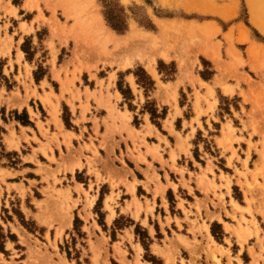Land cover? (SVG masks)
<instances>
[{
	"label": "rangeland",
	"instance_id": "374dc122",
	"mask_svg": "<svg viewBox=\"0 0 264 264\" xmlns=\"http://www.w3.org/2000/svg\"><path fill=\"white\" fill-rule=\"evenodd\" d=\"M252 1L264 10V0ZM108 14L126 28H115ZM214 40L219 47L224 44L222 53L218 49L220 85L217 107L215 102L210 106L216 116L210 131H217L221 119L227 121L222 144L232 146L231 160L237 155L233 144L243 138L237 131L251 129L249 144L264 147V32L251 20L249 0H0V264H121L131 255L123 238L117 240L131 218L123 213L107 221V213L114 215L120 206L122 183L128 180H100V173L99 180H59L54 169V180H48L47 168H52L42 155L52 149L46 116L57 123L60 114L72 127L75 115L54 89L80 91L83 82L91 84L114 69L111 78L123 93L122 104L133 114V126H141L122 135V142L130 152L131 139L135 149L150 147L146 138L157 139L153 130L161 141L173 121L186 125L178 114L182 109L190 113V95L186 86L178 92L177 85L214 75L213 62L197 47ZM68 100L75 109L74 100ZM197 109L198 115L204 111L200 105ZM118 146L108 164L140 174ZM152 146L158 150L161 143ZM206 146L211 148V142ZM73 147L69 141V150ZM48 157L56 158L54 153ZM168 194L175 211V195ZM135 233L147 249V230L137 223ZM212 233L221 240L218 224ZM145 255L155 258L148 250Z\"/></svg>",
	"mask_w": 264,
	"mask_h": 264
},
{
	"label": "crops",
	"instance_id": "0c3cea01",
	"mask_svg": "<svg viewBox=\"0 0 264 264\" xmlns=\"http://www.w3.org/2000/svg\"><path fill=\"white\" fill-rule=\"evenodd\" d=\"M221 43L220 47L218 40L211 44L197 43L199 53L212 61L217 70L211 77L200 75L193 82L185 80L177 85L178 92L187 87L191 110L188 115L183 109L178 114L184 116V127H178L175 121L174 130L172 126L167 127L164 136L168 142L159 141L153 130L157 139L152 142L161 143L158 150L148 137L150 147L143 144L140 150L135 149L132 139L128 141L133 152L123 144L121 136L135 133L141 126H133V114L122 104L123 93L111 78L114 69L91 84L83 82L79 86L77 82L80 91L77 88L73 93L62 92L61 87L54 89L75 115L72 127L66 125L60 114L57 123L52 116H46L50 120L48 140L52 147L48 149V156L54 153L56 157L51 160L42 153L47 158L43 162L52 168H47L51 175L48 180H54L53 169L59 180H99L98 173L103 176L100 180H128L122 183L121 203L115 214L107 213L108 222L123 213L131 218V223L118 231L117 240L123 238L131 254H126L121 264H219L214 254L220 264H264V147L262 143L258 148L249 144L251 129L237 131L236 136L243 138L240 145L233 144L237 155L230 160L232 146L222 144L226 143L223 124L227 121L221 119L217 131H210V124H214L216 118L210 106L215 102L220 85L218 49L222 53L224 44ZM182 51L183 46L179 48L183 55ZM209 51L214 58L207 53ZM170 54L172 59L176 58L174 51ZM171 82L175 85L177 79ZM68 98L74 100L75 109ZM198 105L204 109L200 115ZM215 106L217 102L214 110ZM146 122L145 118L142 124ZM199 134L204 136L197 143L195 139ZM252 135V142L257 141V133ZM118 139L123 153L136 164L140 174L136 170L125 172L124 165L116 163L115 168L108 164L113 150L119 148ZM69 141L74 145L71 150ZM209 141L211 148L206 146ZM189 143L193 146H188ZM77 173L85 177L79 178ZM140 186L142 190L139 191ZM168 190L175 195V211L170 208ZM137 223L151 237L147 249L135 233ZM213 224L219 225L221 240L213 235ZM147 250L156 259L147 257Z\"/></svg>",
	"mask_w": 264,
	"mask_h": 264
},
{
	"label": "bare ground",
	"instance_id": "6f19581e",
	"mask_svg": "<svg viewBox=\"0 0 264 264\" xmlns=\"http://www.w3.org/2000/svg\"><path fill=\"white\" fill-rule=\"evenodd\" d=\"M250 1V7H251V20L252 22L254 23L255 26H257L261 31L264 32V10H260L259 9V6L255 3V1L253 2L252 0H249ZM219 12V14L221 13L222 16H224V18L228 17V13L226 11H223V10H217ZM216 11V12H217ZM102 19V17H101ZM100 25V24H99ZM193 26V25H192ZM100 27V26H99ZM105 27V25H104ZM107 29V28H106ZM134 31H132L133 33ZM115 35V34H114ZM130 35V34H129ZM127 37V36H126ZM117 38V37H116ZM113 41V40H112ZM115 42V41H113ZM261 43V42H260ZM210 52V51H209ZM207 52L209 55H211V57L214 56V54L212 52ZM252 56V55H251ZM214 58V57H213ZM220 64V63H219ZM226 90H231V87L227 86L226 87ZM43 96V95H42ZM44 97V96H43ZM47 101V100H46ZM45 102V101H44ZM53 102V100H52ZM56 103V102H55ZM55 107V106H54ZM56 109V108H55ZM52 111V110H51ZM54 112V111H53ZM102 245V243H101ZM96 248V247H95ZM99 249V248H98ZM102 250V249H101ZM101 252V251H100ZM61 254V253H60ZM59 259L61 260V256L59 257ZM106 259V258H104ZM103 259V261H105ZM58 262V261H57ZM105 263V262H104ZM60 264V263H59ZM98 264V263H97Z\"/></svg>",
	"mask_w": 264,
	"mask_h": 264
},
{
	"label": "trees",
	"instance_id": "16d2710c",
	"mask_svg": "<svg viewBox=\"0 0 264 264\" xmlns=\"http://www.w3.org/2000/svg\"><path fill=\"white\" fill-rule=\"evenodd\" d=\"M108 18H109L110 23H111L115 28H117V29H119V30H124V29L126 28V26H125V22H120L119 20H118V21L115 20V19L113 18V16H111L110 14H108ZM24 121H25V122H29V120H24ZM213 233L215 234L214 229H213Z\"/></svg>",
	"mask_w": 264,
	"mask_h": 264
}]
</instances>
